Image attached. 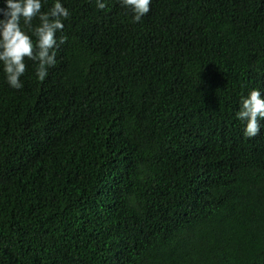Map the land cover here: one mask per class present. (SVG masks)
Masks as SVG:
<instances>
[{
	"label": "trees",
	"instance_id": "obj_1",
	"mask_svg": "<svg viewBox=\"0 0 264 264\" xmlns=\"http://www.w3.org/2000/svg\"><path fill=\"white\" fill-rule=\"evenodd\" d=\"M63 2L44 81L0 71V264H264V0Z\"/></svg>",
	"mask_w": 264,
	"mask_h": 264
},
{
	"label": "clouds",
	"instance_id": "obj_2",
	"mask_svg": "<svg viewBox=\"0 0 264 264\" xmlns=\"http://www.w3.org/2000/svg\"><path fill=\"white\" fill-rule=\"evenodd\" d=\"M44 0H0V71L4 81L13 89L23 86L25 60L35 62L34 75L44 81L49 69L57 63V49L66 37L64 21L69 9L63 0H52L47 11H41ZM107 0H95L97 9H104ZM130 14L132 22H139L150 11L152 0H119ZM33 18L38 22L33 24ZM237 119L244 122L243 135L254 137L264 125V96L259 87L249 88L238 100Z\"/></svg>",
	"mask_w": 264,
	"mask_h": 264
}]
</instances>
